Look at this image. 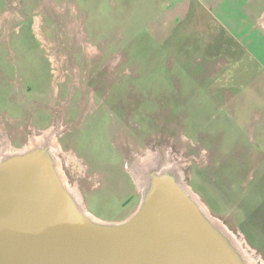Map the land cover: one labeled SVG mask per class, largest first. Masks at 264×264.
I'll return each instance as SVG.
<instances>
[{
  "label": "rangeland",
  "instance_id": "374dc122",
  "mask_svg": "<svg viewBox=\"0 0 264 264\" xmlns=\"http://www.w3.org/2000/svg\"><path fill=\"white\" fill-rule=\"evenodd\" d=\"M172 1L0 0V149L59 122L62 174L108 222L141 201L125 170L132 155L168 151L210 214L264 262L259 111L208 95L183 67L202 64L178 65L181 18L165 45L151 36Z\"/></svg>",
  "mask_w": 264,
  "mask_h": 264
},
{
  "label": "water",
  "instance_id": "95a60500",
  "mask_svg": "<svg viewBox=\"0 0 264 264\" xmlns=\"http://www.w3.org/2000/svg\"><path fill=\"white\" fill-rule=\"evenodd\" d=\"M0 264H246L177 180L151 174L135 212L94 220L46 148L0 160Z\"/></svg>",
  "mask_w": 264,
  "mask_h": 264
},
{
  "label": "crops",
  "instance_id": "0c3cea01",
  "mask_svg": "<svg viewBox=\"0 0 264 264\" xmlns=\"http://www.w3.org/2000/svg\"><path fill=\"white\" fill-rule=\"evenodd\" d=\"M158 17L159 24L156 17L148 24L151 36L165 45L182 23L179 35L185 48L180 46L178 65L202 64L196 73L187 63L183 67L200 87L206 84L208 95L218 91L224 103L232 97L237 108L259 111L264 140V0H173Z\"/></svg>",
  "mask_w": 264,
  "mask_h": 264
},
{
  "label": "bare ground",
  "instance_id": "6f19581e",
  "mask_svg": "<svg viewBox=\"0 0 264 264\" xmlns=\"http://www.w3.org/2000/svg\"><path fill=\"white\" fill-rule=\"evenodd\" d=\"M61 129L62 126L58 122L57 126L47 128L37 135L33 134L29 138L28 143H26L23 148H19L18 150L10 151L5 149V146H3V148L0 149V160L12 154L24 153L34 148L48 149V151L53 156L56 171L65 190L72 196L79 208L85 214L94 220H101L86 210L81 192L76 189V187L71 188L62 174L59 158L56 155V152L61 151L60 143L57 141V133L60 132ZM132 156H134V161L136 162H127L125 165V170L131 174L132 178L134 179L133 181L136 183L137 189L141 191L142 195L149 185L151 174L166 173L171 175L185 190L189 192L190 196L199 207L201 212L211 221L214 227L229 240L246 264H264V262H262L258 257L254 256V252L248 248L243 239L235 237L234 234L231 233L219 220L210 214L206 206L202 203V201H200L194 191H192V189L184 182L183 172L178 167L177 163L173 160V157L168 151L157 150L154 152L150 148L146 150L143 155L134 154Z\"/></svg>",
  "mask_w": 264,
  "mask_h": 264
},
{
  "label": "built area",
  "instance_id": "2783aa9c",
  "mask_svg": "<svg viewBox=\"0 0 264 264\" xmlns=\"http://www.w3.org/2000/svg\"><path fill=\"white\" fill-rule=\"evenodd\" d=\"M57 122L56 121H52V126H50V127H53V126H57L58 125V123L56 124ZM49 127V128H50ZM28 129L31 131V133H34L35 132V129L34 128H32V127H28ZM46 130V129H45ZM42 131H44V130H41V132ZM58 132V131H57ZM65 164H66V166L68 167V164H69V161L67 160L66 162H65Z\"/></svg>",
  "mask_w": 264,
  "mask_h": 264
},
{
  "label": "flooded vegetation",
  "instance_id": "af4514ba",
  "mask_svg": "<svg viewBox=\"0 0 264 264\" xmlns=\"http://www.w3.org/2000/svg\"><path fill=\"white\" fill-rule=\"evenodd\" d=\"M76 67L78 68V71H80L79 66L76 65ZM79 80H80V79H79ZM75 81H78V78H77V80H75Z\"/></svg>",
  "mask_w": 264,
  "mask_h": 264
}]
</instances>
